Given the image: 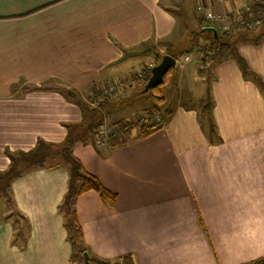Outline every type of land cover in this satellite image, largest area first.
<instances>
[{
    "label": "crops",
    "instance_id": "crops-1",
    "mask_svg": "<svg viewBox=\"0 0 264 264\" xmlns=\"http://www.w3.org/2000/svg\"><path fill=\"white\" fill-rule=\"evenodd\" d=\"M249 4L194 0L191 15L199 28L216 26L205 20L207 11L235 13ZM175 10L164 0H0V172L9 167L8 151H29L39 139L63 142L66 125L83 121L80 107L56 88L66 85L85 98L119 79L134 84L130 77L146 67L138 63L151 43L184 48L188 37L183 46L173 43L183 40ZM239 52L264 79V40L240 43ZM184 53L177 58L195 57ZM201 67L194 59L176 66V102L161 108L171 115L151 135L137 139L136 127L105 149L96 140L74 144L86 170L117 195L112 205L95 191L75 202L92 256L132 254L136 264L264 258V91L229 57L210 77H198L197 98L192 78L205 76ZM210 95L214 137L200 115L199 100ZM56 162L13 181L12 213L0 198V264H77L59 210L69 168Z\"/></svg>",
    "mask_w": 264,
    "mask_h": 264
},
{
    "label": "trees",
    "instance_id": "trees-1",
    "mask_svg": "<svg viewBox=\"0 0 264 264\" xmlns=\"http://www.w3.org/2000/svg\"><path fill=\"white\" fill-rule=\"evenodd\" d=\"M248 1L250 3L248 6L251 8L250 15L255 22L254 27H250L249 25H239L235 29L224 32L216 26H212V29L210 30H202L204 28L203 26L200 28L199 32L193 31L192 34L194 38L190 39V43L186 44L184 48L178 51H181L180 53L189 52L193 48H196V46H199L198 50L201 53V57H198L197 60L204 65V68L201 69L200 72L204 73L207 77H210L212 68L219 62L229 57H234L238 62L244 77L253 79L259 85L261 90L264 91V79L250 68L239 52L240 43L250 42L258 45L264 40V0ZM243 15L246 16L247 14ZM215 30H217V34H215ZM201 37L203 38L202 42H200ZM165 46L168 50L167 54L177 58V54L170 51L172 47L170 45ZM188 47L191 49L189 50ZM208 50L212 52L211 55H207ZM203 53L207 55L205 58H202ZM164 55L165 54L161 55L159 53V59L161 60ZM156 62L158 64L159 60ZM175 67L169 71L161 85L147 92L148 94H153L157 100L156 105H154L155 110H160V105L164 103V97L160 93V86L166 83L167 76L175 71ZM151 70L152 68L147 70L146 67H144L141 76L136 73L131 75V77L133 76L132 81L143 85L141 91H143L151 76ZM51 82L61 84L60 81L56 79ZM42 88L49 89L51 87L46 86ZM54 88L55 87H52V89ZM56 89H58L67 100L80 107L83 114V121L81 123H69L66 125L68 133L63 142L53 143L45 141L44 139H39L35 147L29 151H8L7 155L10 159L9 167L5 171L0 172V196L10 201L12 199L11 185L15 179L36 169L53 168L58 164L56 159L60 158L62 159V164L69 168L67 190L63 201L59 206V210L65 217L68 240L73 249V261L79 263L77 262L76 255L77 253H80L83 260L82 264H86L84 261V253L88 252L90 264H136L132 254L121 256L115 260L92 256L90 250L85 244L82 228L75 210V202L77 198L88 191L97 192L109 205H112L116 200V193L106 188L94 174L86 170L80 159L73 153V146L78 141L88 143L96 140L100 125L107 122L109 116L118 110L113 112L111 110L110 112L113 104L99 87H95L92 96L87 95L85 98L81 97L76 91H73L66 85H63V88ZM208 98L210 100H206L200 106V115L203 125L205 124V118L211 121L212 129L208 130L206 127L205 128L207 129L208 134L214 137L217 134V130L212 121L213 104L211 101V95ZM170 115V111L165 112V117L167 116V118H169ZM107 124H117L122 131L121 133H124L123 135L125 136L127 135V140L131 137V132L136 127H139V132L136 135L137 139L149 136L162 127V124H135V122L128 119H120L114 121L112 124L107 122ZM122 136L110 138L107 146L125 142V140L119 139ZM249 264H264V258Z\"/></svg>",
    "mask_w": 264,
    "mask_h": 264
},
{
    "label": "rangeland",
    "instance_id": "rangeland-1",
    "mask_svg": "<svg viewBox=\"0 0 264 264\" xmlns=\"http://www.w3.org/2000/svg\"><path fill=\"white\" fill-rule=\"evenodd\" d=\"M164 2L169 7L176 9L177 11L180 10L179 14H177V17L180 18V21L182 23L179 25V27H180V34L182 33V35H183L182 36L183 40H180V39L178 41L174 40L173 43L178 42V43H176L177 45L181 44L183 46L184 45V43H183L184 39L188 37L187 39H185V45L189 44L190 39L194 38L192 32L195 30H193V31H191V30L196 28L197 32L200 31V28H199L200 24L198 23L197 16L191 15L192 11H194V13H196V9L193 7L194 0H164ZM176 4H179V6H176ZM182 11H183V13H182ZM238 13L242 14V12H235L234 14H231L233 26L230 30L235 29L237 26L241 25L238 22V17H239L238 15H240ZM185 23L191 24V25L186 26ZM254 25H255V22L252 25H250V27L251 26L254 27ZM165 45H168V44H166V43H151L149 45L150 55L140 59V62L138 63L139 66L146 64V62L147 63H153L154 61H158V60L160 62L161 60L159 59V53L161 55L167 54V51H168L167 47ZM175 49H171L170 51L172 53L177 54V56H181V53H180L181 51H178L181 48L176 47ZM188 49H189V47H188ZM198 49H199V46H196V48H193L191 50V52H193V54L195 56V60H197L198 57L199 58L201 57V53ZM211 53L212 52L210 50L207 51V55L208 54L211 55ZM207 55H205V53H203L202 58H205ZM146 69L149 70L148 67H146ZM178 74H180V72ZM174 75H175V73L173 71L171 74H169L167 76V78H166V79H168L167 83L160 86V93L165 97V100H166V104L164 105V103H163L164 106L160 105V110H162V112H159L160 110L154 109V105H156L157 100L153 94L143 93V91H141L143 88V85L139 84L138 82H133L134 84H131L132 83L131 82L130 85L128 84L126 86H123L121 89H118L116 94H115V97L110 101L112 104L114 103L116 105V106L115 105L112 106V108L110 109V112H111V110H112V112L115 110H118V108H120V107H122L124 109V111L122 113L120 112V110H118V112H116L112 115V118L115 120L128 119L130 121L135 122V124L136 123L145 124V123H150L152 121V119L156 120L155 118L158 117L159 118L158 122H160V125L161 124L163 125L167 119V116L164 117L165 116V113L163 114L164 109H161V108L169 107V105L174 104L176 102V95H171V93L173 91H175ZM139 76H141V75H139ZM183 76H184V74H183ZM132 77L130 78L131 81L133 80ZM198 77L204 79L207 76H203V75L197 76L196 75V78H192V88L194 89V94L197 98L200 97ZM125 84H126V82H125ZM207 84H208V79L205 82V86ZM53 85L56 86L57 84L53 83ZM206 95H207V92H205L203 97H206ZM199 102L201 104H203V102H201L200 100H199ZM146 109H148V110H146ZM143 116H145V119L142 118ZM146 119H147V121H145ZM204 122H205V127L208 130L212 129L211 121L209 119L205 118ZM0 198H1V196H0ZM3 201H7V204H5V205L8 207V211H6V212L12 213V207L8 203V200L6 198H4ZM76 259H77V262L82 264L83 260H82L80 253H77ZM108 260H112V259H108ZM79 263H77V264H79ZM95 264H99V263H95Z\"/></svg>",
    "mask_w": 264,
    "mask_h": 264
},
{
    "label": "built area",
    "instance_id": "built-area-1",
    "mask_svg": "<svg viewBox=\"0 0 264 264\" xmlns=\"http://www.w3.org/2000/svg\"><path fill=\"white\" fill-rule=\"evenodd\" d=\"M199 10L203 11L204 7L203 5H199ZM242 14L238 15V22L241 25H252L254 23L252 17H251V8L247 5L244 7V9L241 11ZM231 12H218V11H207L205 14V20L210 21V23L216 24V27L220 29L221 31H230V29L233 26V21H232V16ZM243 14H247L246 16ZM176 59V66L182 67L183 64L185 65L186 63H189L195 60V57H193L191 54H186L185 56L175 58ZM202 67L204 68L203 63L201 62ZM155 65L153 63H147L146 67L149 69L153 68ZM139 71V75L142 74V72ZM127 80L124 79H119L115 82L109 83L107 86L103 88V92L108 97L109 99H113L115 97V94L118 89H121L123 86H126L125 82ZM145 119V116L142 117ZM156 120L152 119L150 122L151 125H160L159 118H155ZM147 121V119L145 120ZM122 131L120 130L119 126L117 124L114 125H108L106 122L99 127L98 134L96 136V143L97 146L100 149H105L108 144V140L113 137H119L122 136L124 133H121Z\"/></svg>",
    "mask_w": 264,
    "mask_h": 264
},
{
    "label": "water",
    "instance_id": "water-1",
    "mask_svg": "<svg viewBox=\"0 0 264 264\" xmlns=\"http://www.w3.org/2000/svg\"><path fill=\"white\" fill-rule=\"evenodd\" d=\"M212 29V26H205L203 30ZM215 34H217V30H215ZM176 66V59L170 54H165L161 61L156 64L151 70V76L143 89V93H147L153 88L158 87L164 82L166 75L169 71ZM84 261L86 264H90L89 262V253H84Z\"/></svg>",
    "mask_w": 264,
    "mask_h": 264
}]
</instances>
